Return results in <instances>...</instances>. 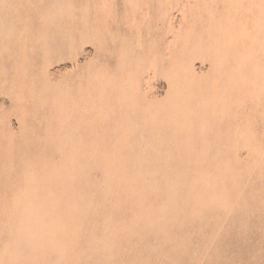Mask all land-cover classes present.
<instances>
[{
    "label": "rangeland",
    "instance_id": "obj_1",
    "mask_svg": "<svg viewBox=\"0 0 264 264\" xmlns=\"http://www.w3.org/2000/svg\"><path fill=\"white\" fill-rule=\"evenodd\" d=\"M0 264H264V0H0Z\"/></svg>",
    "mask_w": 264,
    "mask_h": 264
}]
</instances>
